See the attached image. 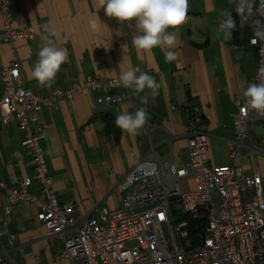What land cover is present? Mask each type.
Segmentation results:
<instances>
[{
    "label": "crops",
    "instance_id": "1",
    "mask_svg": "<svg viewBox=\"0 0 264 264\" xmlns=\"http://www.w3.org/2000/svg\"><path fill=\"white\" fill-rule=\"evenodd\" d=\"M227 6V0H189L187 20L174 49L179 57L166 62L159 47L138 56L132 45L135 21L130 22L132 26L120 25L116 18H108L103 8L98 11L93 7L92 0H10L15 27L35 28L34 39L15 41L23 85L34 93L45 95L55 88L84 84L90 75L119 78L130 66L139 67L161 85L154 98L148 90L140 94L148 96L146 105L130 90L129 99L119 105L96 104V97L102 94L97 90L93 94L76 91L72 98L63 96L41 107L39 118L45 134L40 144L60 202L74 200L79 215H97L103 207L121 206L124 194L118 183L141 158L152 159L172 150L173 162L185 163L186 117L173 105L187 103L198 105L205 118L210 164H233L249 174L264 173V166L256 164L264 153L254 146L255 139L253 150L245 148L243 153L241 147V154L236 159L231 157L237 140L233 128L236 101L244 102L242 92L254 83L257 71V51L249 37L254 35L252 20L258 17L241 27L240 17L233 11L236 27L232 39L222 42L215 30L219 13ZM97 16L104 24L100 33H93L88 20ZM50 22L59 33L57 46L67 49L68 59L52 86L41 88L30 72L44 45V25ZM3 32L0 13V68L14 57ZM2 90L0 78V96ZM140 107L146 109L149 119L138 135L131 136L115 126L117 114L135 113ZM254 125H264V118L255 119ZM22 136L14 118L8 123L0 119V179L11 186L33 172ZM29 190L38 192L37 183ZM4 202L5 197L0 198V248L8 249L19 264H68L59 258L63 242L36 219L38 210L33 203L22 202L6 212Z\"/></svg>",
    "mask_w": 264,
    "mask_h": 264
},
{
    "label": "built area",
    "instance_id": "2",
    "mask_svg": "<svg viewBox=\"0 0 264 264\" xmlns=\"http://www.w3.org/2000/svg\"><path fill=\"white\" fill-rule=\"evenodd\" d=\"M0 13L4 41L14 53L10 64L0 68V119L3 123L12 118L17 121L33 168L32 175L16 186L0 179L6 212L19 203H33L38 210L36 219L63 242L59 258L68 264H264V176L246 173L233 164H210L205 118L194 103L173 105L186 117V163L176 165L172 150L152 159L141 158L118 183L124 194L121 206L103 207L97 215H79L74 200L60 202L40 144L45 126L39 110L63 96L72 98L76 91L93 94L100 90L95 103L116 106L129 99V89L115 84L119 78L90 75L84 84L55 88L45 95L34 93L23 85L15 41L34 39L35 28L15 27L10 0H0ZM257 17L264 24V16ZM253 38L249 37L250 44ZM252 46L258 56L254 80L258 83L264 41ZM236 106L232 159L241 154V147L253 150L250 131L255 119L264 118L248 109L245 101L237 100ZM183 179H194L196 187L183 191ZM34 182L38 192L29 190ZM130 241L135 244L129 246ZM0 264L19 263L1 247Z\"/></svg>",
    "mask_w": 264,
    "mask_h": 264
},
{
    "label": "clouds",
    "instance_id": "3",
    "mask_svg": "<svg viewBox=\"0 0 264 264\" xmlns=\"http://www.w3.org/2000/svg\"><path fill=\"white\" fill-rule=\"evenodd\" d=\"M256 3L257 0H227L228 6L219 13V24L215 30L217 38L222 42L232 39L236 27L233 11L239 15L241 27L257 14L264 16V0H258L259 7L254 11ZM92 4L98 11L103 8L105 15L110 19L116 18L120 25L127 23L132 26L130 22L135 21L132 45L138 56L150 54L154 48L159 47L166 62L178 59L179 53L174 49L179 43V30L187 20L189 0H92ZM103 24L98 16L88 20V27L93 33H100ZM251 26L254 31L251 44L256 45L264 41V24L261 20H252ZM44 32L46 33L42 36L44 45L38 52V59L30 76L37 81L39 87L50 88L61 66L67 61L68 52L66 48L57 46L59 33L54 22L44 25ZM260 55L264 56V47L260 48ZM258 80V83H250L242 92V96L248 109L264 117V66L259 68ZM115 84L129 89L143 105L148 103V96L140 94L148 90L154 98L161 87L155 77L141 71L139 67L131 66L128 70L120 72ZM148 119L146 109L140 107L135 113L123 111L117 114L115 126L124 133L136 136Z\"/></svg>",
    "mask_w": 264,
    "mask_h": 264
},
{
    "label": "rangeland",
    "instance_id": "4",
    "mask_svg": "<svg viewBox=\"0 0 264 264\" xmlns=\"http://www.w3.org/2000/svg\"><path fill=\"white\" fill-rule=\"evenodd\" d=\"M251 131H252L251 136L253 139H255L254 140V146L257 149H259L262 153H264V125H254L253 128L251 129ZM235 135H236V133H235ZM245 142L247 143V141H245ZM242 152L243 153L246 152L245 147L242 149ZM256 160H257L256 164H258V166L259 165H260V167L262 165L264 166V154H262L260 156V158L257 157ZM261 175L264 176V173H262ZM180 185H181L183 191H191L192 189H194L196 187V183H195L194 179H183L180 181ZM162 225L165 228L164 222H162ZM134 244H135V241L128 242L129 246H132Z\"/></svg>",
    "mask_w": 264,
    "mask_h": 264
},
{
    "label": "trees",
    "instance_id": "5",
    "mask_svg": "<svg viewBox=\"0 0 264 264\" xmlns=\"http://www.w3.org/2000/svg\"><path fill=\"white\" fill-rule=\"evenodd\" d=\"M13 119V118H12Z\"/></svg>",
    "mask_w": 264,
    "mask_h": 264
}]
</instances>
